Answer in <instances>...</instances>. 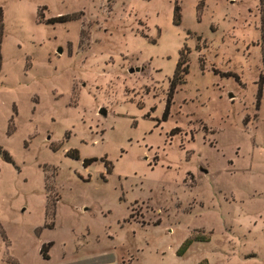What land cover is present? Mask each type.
I'll return each mask as SVG.
<instances>
[{
	"label": "rangeland",
	"instance_id": "obj_1",
	"mask_svg": "<svg viewBox=\"0 0 264 264\" xmlns=\"http://www.w3.org/2000/svg\"><path fill=\"white\" fill-rule=\"evenodd\" d=\"M0 7V264H264L258 0Z\"/></svg>",
	"mask_w": 264,
	"mask_h": 264
},
{
	"label": "trees",
	"instance_id": "obj_2",
	"mask_svg": "<svg viewBox=\"0 0 264 264\" xmlns=\"http://www.w3.org/2000/svg\"><path fill=\"white\" fill-rule=\"evenodd\" d=\"M258 1H259V14H260V28L259 29H260V38H261V48H262V53L264 55V0H258ZM66 19H67V17H59V18H52V19H50V21L56 22V21H64ZM173 23L175 25H180V23H181V13H180V7L179 6H175V8H174ZM3 34H4L3 11H2V8L0 7V71H1V65H2L1 43H2V39H3ZM188 72H189L188 51H186V53L181 51L179 53L178 61L176 63V67H175L173 76L169 82L170 84H169L168 100H167V104H166V109H165L164 114H163L164 119H166L168 116V108H169V105H170V102L172 100V96H173V93H174L176 87L178 85L185 83V76L188 74ZM259 93H261V91ZM259 99H260V94L258 95V100ZM0 154L3 156L5 161L12 162V160H11V158L7 152L0 150ZM68 156H70L74 159L79 158L78 152L76 150L68 152ZM94 161H95L94 158L84 159L83 165L87 166ZM198 240L199 239H195V240L187 239L179 248L177 255L183 256L186 253V251L188 250V248L190 247V245L194 241H198ZM47 247H48V244H44L41 247L40 254L42 255L43 258H46V256H47V250H46Z\"/></svg>",
	"mask_w": 264,
	"mask_h": 264
},
{
	"label": "water",
	"instance_id": "obj_3",
	"mask_svg": "<svg viewBox=\"0 0 264 264\" xmlns=\"http://www.w3.org/2000/svg\"><path fill=\"white\" fill-rule=\"evenodd\" d=\"M59 52H61V51H59ZM136 71H138V68L137 69H135ZM134 70L133 69H130V72H133ZM106 112H105V110L102 108V109H100V114H105Z\"/></svg>",
	"mask_w": 264,
	"mask_h": 264
}]
</instances>
